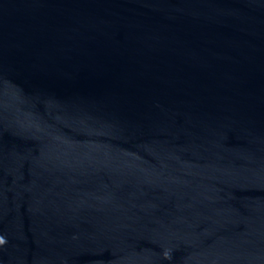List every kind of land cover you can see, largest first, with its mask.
Segmentation results:
<instances>
[{
	"label": "water",
	"instance_id": "1",
	"mask_svg": "<svg viewBox=\"0 0 264 264\" xmlns=\"http://www.w3.org/2000/svg\"><path fill=\"white\" fill-rule=\"evenodd\" d=\"M0 264H264V0H0Z\"/></svg>",
	"mask_w": 264,
	"mask_h": 264
}]
</instances>
